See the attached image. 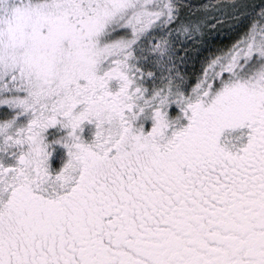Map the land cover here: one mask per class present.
Listing matches in <instances>:
<instances>
[{"label": "snow or ice", "instance_id": "6c2138e0", "mask_svg": "<svg viewBox=\"0 0 264 264\" xmlns=\"http://www.w3.org/2000/svg\"><path fill=\"white\" fill-rule=\"evenodd\" d=\"M0 264H264V0H0Z\"/></svg>", "mask_w": 264, "mask_h": 264}]
</instances>
